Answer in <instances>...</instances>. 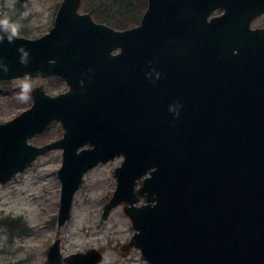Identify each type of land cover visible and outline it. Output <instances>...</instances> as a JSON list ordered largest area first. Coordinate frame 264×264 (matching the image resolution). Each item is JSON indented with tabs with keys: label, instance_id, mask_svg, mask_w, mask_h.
I'll return each instance as SVG.
<instances>
[{
	"label": "water",
	"instance_id": "95a60500",
	"mask_svg": "<svg viewBox=\"0 0 264 264\" xmlns=\"http://www.w3.org/2000/svg\"><path fill=\"white\" fill-rule=\"evenodd\" d=\"M79 4L60 0L47 31L0 45L10 68L1 79L60 72L70 85L54 94L34 85L31 103L0 120V181L39 152L62 147L59 225L84 171L122 152L101 212L123 203L133 231L120 249L136 245L152 264H264V26L250 24L264 0H146L138 23L122 29L96 21ZM20 45L30 50L27 67L18 63ZM113 46L120 53L116 67L104 66L108 77L94 78L93 64L75 69L68 62L89 53L108 58ZM100 81L127 87L125 126L109 135L84 123ZM175 104L182 106L178 118L169 112ZM143 105H150L147 115ZM69 112H78L81 125L64 122L61 137L28 139ZM46 256L95 264L102 251L62 254L56 237Z\"/></svg>",
	"mask_w": 264,
	"mask_h": 264
},
{
	"label": "rangeland",
	"instance_id": "374dc122",
	"mask_svg": "<svg viewBox=\"0 0 264 264\" xmlns=\"http://www.w3.org/2000/svg\"><path fill=\"white\" fill-rule=\"evenodd\" d=\"M60 0H19L13 10L4 7L0 0V12L8 11L13 20L27 3L29 15L20 20V34H37L46 29L55 14ZM110 0H80L79 8L87 9L97 18L99 14L89 9L97 4L106 5ZM138 6L143 0H133ZM145 2V1H144ZM123 20H112L121 23ZM134 20H124L129 22ZM252 24H264V12L251 19ZM24 76L0 78V120L15 114L27 106L30 99L21 101L19 86ZM42 81L49 90L64 86V81L54 77L44 79L31 76V86ZM58 122L52 121L46 128L33 133L29 140L41 143L59 134ZM57 148V147H56ZM55 147L37 155L23 169L15 171L8 179L0 181V264H69L64 259H46L45 248L55 235L60 237L63 253L95 246L102 250V257L95 264H152L132 245L128 250L119 248L127 241L133 228L123 203L113 205L102 216V205L115 186L113 166L121 155L88 167L72 195L69 216L59 225L56 214L60 193L57 166L60 153ZM59 149V148H58ZM142 200L140 197L139 201Z\"/></svg>",
	"mask_w": 264,
	"mask_h": 264
},
{
	"label": "flooded vegetation",
	"instance_id": "af4514ba",
	"mask_svg": "<svg viewBox=\"0 0 264 264\" xmlns=\"http://www.w3.org/2000/svg\"><path fill=\"white\" fill-rule=\"evenodd\" d=\"M144 1L145 2H144L143 10H144V8L146 6V0H144ZM143 10H142V12H143ZM221 10H222V8L221 7H218L217 9H215L214 12H220ZM142 12H141V14H142ZM140 16H139V18H138L137 21H135L133 23H130V24H127V22H124V21H121V23L120 22L119 23H113L112 20H102V19L96 20V21H100V22L106 23V24L110 25L111 27H113L115 29H122V28H125L127 26H130L132 24L138 23V21L140 19ZM52 22H53V20L51 21V23L49 24V26L46 29L42 30L40 33L32 34V35L29 34L28 36L39 35V34L45 32V31H47L50 28V26L52 25ZM250 24L252 26H256V25L264 26V24H252L251 21H250ZM108 53L111 54L110 56H108V58H105L103 56V54H104L103 52H101L99 55H96V56L89 53V54H85V55H83L81 57H78L76 60L73 58L72 60H70L68 62L75 69H78L79 67L84 66V64H86V66L88 64H93V65L90 66V71L92 73L91 75H93L94 78L108 77L109 73L104 69V66L106 65V63L109 66H111V67H113V66L116 67L117 66L116 56L120 53V47L119 46H113V47L110 48V50L108 51ZM65 61H64V59H63L62 56H57L58 68H65V65H67V62L65 63ZM120 66L122 67V69H126V58H124V57L122 58V63H120ZM19 76H24V75H19ZM31 76H39V77L44 78V79H48V78L54 77L55 79H61V80L64 81V84H65L64 86H62L60 88H57V89L55 88L54 90H49L47 88V86H45V84L42 81H39L38 83H35V84L32 85V88H33L34 85L41 84L42 87H43V90L45 92L49 93V94H54V93H57V92L65 91L70 86L69 83L67 82L66 77L64 76V74H62L60 72H51L49 74H44V75H35L34 74V75H31ZM14 77H18V76H14ZM106 87H107V85L104 82H101L100 81V82H98L94 86L92 92H90V97H91V99H90L91 102L90 103H91V107L88 110V113H87V115L85 117V119L87 120V122H84V123H86V124H88L90 126H94L93 130L95 129L96 131H98V135H101L102 134L101 132L108 133V135H109V134L117 133L118 131H122L123 130V127L125 126V121H126V119L128 117V114L126 113V108H127V103H126V100H127V87L121 86L120 89H118V90L115 89L116 92L114 90V86L113 87H109V88L108 87L106 88ZM30 97H31V101H32V95H31V93H30ZM31 101H30V103H31ZM149 106L150 105H143V107H142L143 108V112L146 115H147V112L149 111L150 108H148V109H144V108L145 107H149ZM152 109H154V107H152ZM77 113L76 112L75 113H70L69 114V117L67 119L65 117V119H63V120L60 119V118L51 119L50 122L47 123L46 126L43 127L42 129L46 128L52 121H55L56 120L58 122V124H59L60 127H59V134L56 135L55 137H61V136H63L64 132L67 130L64 122L66 124H68V125H71L73 127V129H75V127L81 125L79 123V121H77V119H78L77 118ZM71 116H72V119H70ZM9 117H11V116H9ZM55 137H53V138H55ZM45 141H47V140H45ZM84 145H87V143L78 145L77 146V149L81 148ZM56 149L60 153V163H61V160H62V149L63 148L62 147H57ZM43 152H39L37 155L42 154ZM117 155H121V159H122L123 153L122 152H119V153H116L115 152V153L109 155L104 160L99 159L94 164H96V163H98L100 161L101 162L107 161L109 158H113L114 156H117ZM121 159H120V161H121ZM120 161L117 164H119ZM117 164H115V165H117ZM114 166H113V168H114ZM60 184H61V181H60ZM136 185H138V183H136ZM71 202H72V199H71ZM70 207H71V204H70ZM57 212H58V208H57ZM69 214H70V209H69ZM56 222H57V214H56ZM56 237L59 238V245H60V237L58 235H55L53 237V239L47 244V246L45 248V256H46V253H47L48 246L52 243V241ZM130 247H132V245ZM60 250H61V247H60ZM61 253L62 254H66V253H63L62 250H61ZM46 259H48L47 256H46ZM51 261H55V260H51Z\"/></svg>",
	"mask_w": 264,
	"mask_h": 264
},
{
	"label": "clouds",
	"instance_id": "9594fccd",
	"mask_svg": "<svg viewBox=\"0 0 264 264\" xmlns=\"http://www.w3.org/2000/svg\"><path fill=\"white\" fill-rule=\"evenodd\" d=\"M19 3V0H4V7L8 10H13L15 6ZM25 10L20 12V20L26 19L29 15L28 5L24 3L21 5ZM20 20H13L8 14V11L0 12V45L7 42L8 44H15L16 40L20 36V30L22 24ZM18 53V63L27 67L30 63V50L25 48L23 45H20L16 49ZM10 71L8 63L5 62V59L0 56V74H6ZM149 77L152 76V73L148 74ZM161 74L159 72L155 73V80L160 79ZM24 82L19 86V99L21 101L30 99V93L32 92V86L30 83L31 73L24 74ZM155 80L153 82H155ZM182 106L179 104L170 105L169 112L173 113L175 117H179V109Z\"/></svg>",
	"mask_w": 264,
	"mask_h": 264
},
{
	"label": "trees",
	"instance_id": "16d2710c",
	"mask_svg": "<svg viewBox=\"0 0 264 264\" xmlns=\"http://www.w3.org/2000/svg\"><path fill=\"white\" fill-rule=\"evenodd\" d=\"M136 3L133 0H110L104 6L99 3L89 9L93 14H99L98 18L102 20H134L127 22L130 24L138 20L144 7V0L141 6Z\"/></svg>",
	"mask_w": 264,
	"mask_h": 264
}]
</instances>
